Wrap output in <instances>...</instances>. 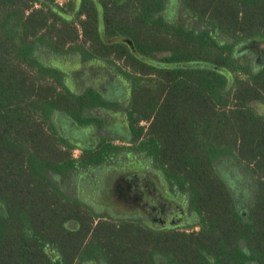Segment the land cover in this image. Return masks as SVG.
Listing matches in <instances>:
<instances>
[{
  "label": "trees",
  "instance_id": "obj_1",
  "mask_svg": "<svg viewBox=\"0 0 264 264\" xmlns=\"http://www.w3.org/2000/svg\"><path fill=\"white\" fill-rule=\"evenodd\" d=\"M180 1L0 0V264H264V62L238 52L264 46V0ZM45 52L103 61L128 81L129 148L103 136L74 156L54 114L102 129L94 110L119 105L71 92ZM127 151L162 171L198 222L115 220L61 188ZM223 159L253 182L246 215Z\"/></svg>",
  "mask_w": 264,
  "mask_h": 264
},
{
  "label": "rangeland",
  "instance_id": "obj_2",
  "mask_svg": "<svg viewBox=\"0 0 264 264\" xmlns=\"http://www.w3.org/2000/svg\"><path fill=\"white\" fill-rule=\"evenodd\" d=\"M171 2V11L175 10L174 8L181 9L180 0H171ZM238 52H241L242 57H248L251 60L253 68L261 67L264 62L263 45L250 44L243 51L242 48H239ZM44 57L49 65H53L54 68L64 74L65 83L73 93H81L92 87L96 90L99 89L104 94H113V90L116 88L113 85L116 80L125 93L124 97L129 99L131 96L128 91L130 87L127 90V87L130 86L128 81L107 63L82 60L76 53L72 52L66 56L45 52ZM107 97L109 96L107 95ZM107 99L109 100V98ZM124 109L121 107L117 112H114L118 115L121 113L123 116L121 114L119 116L111 115L113 116L109 118L111 130L104 129L103 136L116 138L114 145L117 147L129 148L130 145L122 140L132 139L130 131L124 127ZM258 109L262 110L261 107ZM62 116H64L62 113H55L53 116L59 131L62 130V134L69 140L85 145V140L76 134L75 130L71 129L72 125L68 117L60 121ZM143 126L147 127L148 125L143 124ZM95 129H93L95 132L91 129V132L95 133L91 139L92 143H95L96 138L101 135L102 129ZM73 131L75 132L73 133ZM129 152L127 151V153ZM127 153L121 160L91 168L86 173L74 174L67 180L66 184H59L67 194L79 199L96 214L115 220L132 219L139 220L145 225L153 224L155 213L150 209H156L160 210V215L169 217L162 220L161 223L172 224L177 221V211L181 207L184 212L183 221L186 222L188 229L191 224L198 222V216L189 210L188 199L182 194L177 195L170 191L169 183L163 177L162 171L149 164L145 158H137L136 153L132 155ZM80 154V150L74 152L76 158ZM217 164L230 183L240 211L246 215L254 198V186L251 178L233 159H223ZM166 203H173L177 207L175 212L170 208H168V212ZM171 212L175 213L176 216ZM177 222L180 223L181 221Z\"/></svg>",
  "mask_w": 264,
  "mask_h": 264
},
{
  "label": "flooded vegetation",
  "instance_id": "obj_3",
  "mask_svg": "<svg viewBox=\"0 0 264 264\" xmlns=\"http://www.w3.org/2000/svg\"><path fill=\"white\" fill-rule=\"evenodd\" d=\"M116 88V90L114 91L113 90V94H110V93H107V94H104L106 96V98H109V100L113 103H117L119 105V108L118 109H97V110H94L93 114H95L96 116H98L99 118L103 119L104 120V126L101 130V135H99V137L96 138V142L95 143H92L91 142V139H92V136H95V131L93 129L97 128L95 125H89V126H79L77 125L71 118H69L66 114H64V116H62V118H60L62 121L63 119H65L66 117H68V119H70V123L72 125L71 129L72 130H75L76 131V134H78L82 139L85 140V145H82L80 143H77L76 141H72L73 144L78 148L77 150H80L81 151V148H94L97 144V142H99V139H101L103 137V132L105 130L107 131H110L111 130V122H110V119L109 118H112L113 116H111L112 114L114 116H119L121 113L118 114H114V112H117V110H119L121 107L122 108H127V105L129 103V99H126L124 97V92H123V89L121 88V85L118 83V81H114V85ZM130 92V90H128ZM104 93V92H102ZM107 95L109 97H107ZM125 109H124V127L128 130H129V126H128V122H127V119H126V115H125ZM99 112V113H97ZM103 113V114H102ZM122 115V114H121ZM123 116V115H122ZM64 117V118H63ZM143 124H146V123H142ZM91 129L94 131V132H91ZM98 129V128H97ZM105 129V130H104ZM119 129H121V127H119ZM96 130V129H95ZM61 133H62V130H60ZM73 131V133L75 132ZM118 140H121V139H118ZM76 142V143H75ZM84 144V142H83ZM167 204V208L166 210L169 212V209H172L174 212H175V209L177 208L173 203H166ZM151 211H153L155 213V221L153 224H149L147 226H151L152 228H157V229H174V228H181V227H187L186 226V222L183 221V218H184V212H183V209L180 207V209L177 211V214L178 216L175 215V213H172L174 214L177 218V221H181L180 223L179 222H175V223H161L162 220H165V218H169L168 216H162L160 215V210H156V209H150ZM181 216V217H179ZM188 224V223H187ZM157 225V226H156ZM158 225H160V227H158Z\"/></svg>",
  "mask_w": 264,
  "mask_h": 264
},
{
  "label": "built area",
  "instance_id": "obj_4",
  "mask_svg": "<svg viewBox=\"0 0 264 264\" xmlns=\"http://www.w3.org/2000/svg\"><path fill=\"white\" fill-rule=\"evenodd\" d=\"M68 0H55L56 5L63 7Z\"/></svg>",
  "mask_w": 264,
  "mask_h": 264
},
{
  "label": "crops",
  "instance_id": "obj_5",
  "mask_svg": "<svg viewBox=\"0 0 264 264\" xmlns=\"http://www.w3.org/2000/svg\"><path fill=\"white\" fill-rule=\"evenodd\" d=\"M80 59V58H79ZM91 61H93V62H99V63H104L103 61H99V60H91ZM105 64V63H104ZM129 84V83H128ZM130 85V84H129ZM130 86H128L127 87V90H128V88H129ZM129 90H130V88H129ZM98 91H99V89H98ZM99 92H101V91H99ZM102 93V92H101ZM173 196V195H172ZM174 197V196H173Z\"/></svg>",
  "mask_w": 264,
  "mask_h": 264
},
{
  "label": "water",
  "instance_id": "obj_6",
  "mask_svg": "<svg viewBox=\"0 0 264 264\" xmlns=\"http://www.w3.org/2000/svg\"><path fill=\"white\" fill-rule=\"evenodd\" d=\"M129 44H131V42H129Z\"/></svg>",
  "mask_w": 264,
  "mask_h": 264
}]
</instances>
